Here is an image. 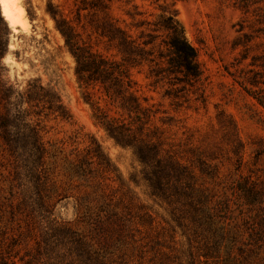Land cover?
<instances>
[{"label": "rangeland", "instance_id": "374dc122", "mask_svg": "<svg viewBox=\"0 0 264 264\" xmlns=\"http://www.w3.org/2000/svg\"><path fill=\"white\" fill-rule=\"evenodd\" d=\"M49 2L18 0L23 11L15 28L0 4L9 28L3 78L19 87L40 79L59 91L73 114L71 120L33 118L48 150L39 188L33 177L16 178L0 136V264H264V104L251 94L264 96V24L233 0H177L202 80L184 96L168 97L164 92L173 86L154 84L147 65L132 70L142 102L156 110L138 135L191 172L164 180L168 198H161L146 178L152 167L94 118ZM52 2L70 19L81 4ZM108 3L123 26L132 21L128 12L141 11L136 17L149 20L160 13L154 0ZM92 18L90 9L82 10L81 37L93 50L115 55L98 41ZM243 20L244 31L256 35L248 50L235 44ZM88 90L110 116L127 117L99 86ZM95 141L113 171L99 169L90 153ZM80 158L96 169L90 181L73 173Z\"/></svg>", "mask_w": 264, "mask_h": 264}, {"label": "trees", "instance_id": "16d2710c", "mask_svg": "<svg viewBox=\"0 0 264 264\" xmlns=\"http://www.w3.org/2000/svg\"><path fill=\"white\" fill-rule=\"evenodd\" d=\"M176 1L154 0L160 9L155 20L137 18V15L143 14L141 11L128 12L132 21L127 26L121 25L118 19L111 16L108 0H81L77 16L73 19L67 17L52 0L48 8L56 28L63 35L68 50L76 60L75 73L80 85L87 89L85 99L94 109V118L118 142L133 146L139 159L152 167L146 178L152 195L161 198H168L164 180L174 177L179 179L191 172L172 156L162 155L159 143L138 135L137 131L143 133L145 125L151 121L156 110L153 105L142 102L132 70L147 65L148 77L153 78L154 84L167 82L173 86L164 92L168 97L180 98L202 80L203 69L198 60L197 49L187 38ZM233 1L245 13H253L257 21L264 24V0ZM84 9H90L93 15L91 24L98 41L105 43L107 49L115 48V55L109 56L97 49L93 50L83 40L76 23L81 22ZM244 22L245 20L240 23L241 35L235 44L246 46L245 50H248L247 45L256 35L244 31ZM1 25L0 63L7 52L9 37L7 22L0 13ZM257 30L259 33L261 29ZM262 32L264 33V29ZM244 58L246 55H243L242 59ZM89 86H99L108 104L115 105L126 113L128 121L125 123L126 118L120 120L119 117L110 116L106 109L92 99ZM251 94L264 104V96L257 97L253 92ZM42 115H53L63 120L73 118L71 110L55 87L43 84L38 78L29 80L25 87L16 86L3 78L0 65V136L15 165L16 178H35L36 188L43 183L44 175L39 167L44 165L48 152L38 123H33L34 116ZM134 124L135 129L132 128ZM91 149L90 153L98 158L99 169L103 172L113 171L114 165L101 146L97 143L96 148ZM95 171L84 159L80 158L74 164L73 173L83 176L87 181L96 177ZM29 201H37L36 196L31 195Z\"/></svg>", "mask_w": 264, "mask_h": 264}, {"label": "bare ground", "instance_id": "6f19581e", "mask_svg": "<svg viewBox=\"0 0 264 264\" xmlns=\"http://www.w3.org/2000/svg\"><path fill=\"white\" fill-rule=\"evenodd\" d=\"M2 12L12 27L20 24V14L23 6L19 5L18 0H0ZM15 30V29H14Z\"/></svg>", "mask_w": 264, "mask_h": 264}]
</instances>
